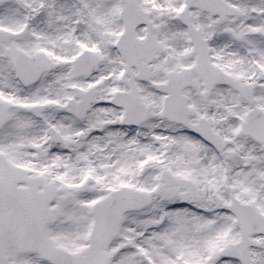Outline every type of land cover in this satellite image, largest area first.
<instances>
[{
	"label": "snow or ice",
	"instance_id": "snow-or-ice-1",
	"mask_svg": "<svg viewBox=\"0 0 264 264\" xmlns=\"http://www.w3.org/2000/svg\"><path fill=\"white\" fill-rule=\"evenodd\" d=\"M0 264H264V0H0Z\"/></svg>",
	"mask_w": 264,
	"mask_h": 264
}]
</instances>
